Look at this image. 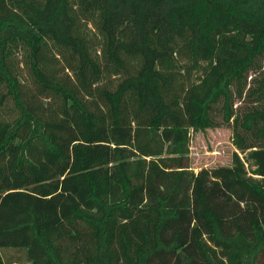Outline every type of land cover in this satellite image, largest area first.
Masks as SVG:
<instances>
[{"label": "trees", "instance_id": "16d2710c", "mask_svg": "<svg viewBox=\"0 0 264 264\" xmlns=\"http://www.w3.org/2000/svg\"><path fill=\"white\" fill-rule=\"evenodd\" d=\"M0 264H264V0H0Z\"/></svg>", "mask_w": 264, "mask_h": 264}, {"label": "rangeland", "instance_id": "374dc122", "mask_svg": "<svg viewBox=\"0 0 264 264\" xmlns=\"http://www.w3.org/2000/svg\"><path fill=\"white\" fill-rule=\"evenodd\" d=\"M20 59L18 55V60ZM18 71L22 78L24 77L29 82L27 68L22 62L19 64ZM239 104L236 101L234 106ZM5 110H8V108ZM233 150H235V147L232 144V131L230 126L223 125L191 130L190 160L194 171H198L203 167L211 168L230 165V157ZM241 156L243 155L241 154ZM247 166L249 169L251 168L249 165ZM3 253L5 259L15 260L16 263L23 261L22 253L19 251L9 249Z\"/></svg>", "mask_w": 264, "mask_h": 264}]
</instances>
